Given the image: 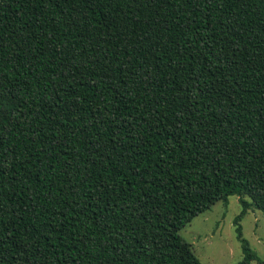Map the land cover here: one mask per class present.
Masks as SVG:
<instances>
[{
    "label": "trees",
    "instance_id": "1",
    "mask_svg": "<svg viewBox=\"0 0 264 264\" xmlns=\"http://www.w3.org/2000/svg\"><path fill=\"white\" fill-rule=\"evenodd\" d=\"M231 196L264 213V0H0V264H204Z\"/></svg>",
    "mask_w": 264,
    "mask_h": 264
},
{
    "label": "rangeland",
    "instance_id": "2",
    "mask_svg": "<svg viewBox=\"0 0 264 264\" xmlns=\"http://www.w3.org/2000/svg\"><path fill=\"white\" fill-rule=\"evenodd\" d=\"M242 208L239 197L228 202L219 201L211 209L196 216L180 234L191 242L204 264H238L243 260V243L239 239L241 227L257 259L251 264H264V213L251 209L240 220Z\"/></svg>",
    "mask_w": 264,
    "mask_h": 264
}]
</instances>
